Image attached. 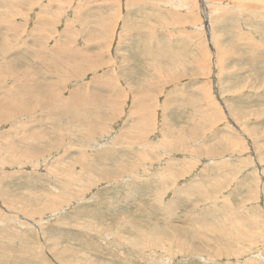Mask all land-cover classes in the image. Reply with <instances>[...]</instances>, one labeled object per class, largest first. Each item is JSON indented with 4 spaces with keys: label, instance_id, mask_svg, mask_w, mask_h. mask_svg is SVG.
Segmentation results:
<instances>
[{
    "label": "rangeland",
    "instance_id": "obj_1",
    "mask_svg": "<svg viewBox=\"0 0 264 264\" xmlns=\"http://www.w3.org/2000/svg\"><path fill=\"white\" fill-rule=\"evenodd\" d=\"M37 17L45 28L34 30ZM0 19L2 101L21 73L65 101L83 88L127 92L103 108L101 135L82 137L96 117L86 129L27 95L19 102L32 115L0 121V264H264V0H0ZM91 45L115 66L56 69L54 51L85 58ZM148 84L149 130L124 145L133 91ZM14 145L38 155L8 163ZM98 165L124 174L99 179ZM189 234L202 251L185 244ZM143 238L155 244L139 249Z\"/></svg>",
    "mask_w": 264,
    "mask_h": 264
},
{
    "label": "bare ground",
    "instance_id": "obj_2",
    "mask_svg": "<svg viewBox=\"0 0 264 264\" xmlns=\"http://www.w3.org/2000/svg\"><path fill=\"white\" fill-rule=\"evenodd\" d=\"M131 2V1H130ZM133 2V1H132ZM190 2V1H189ZM197 2V1H196ZM108 3V2H107ZM165 3V2H164ZM114 4V3H113ZM148 4V3H147ZM192 4V3H191ZM204 4V3H203ZM261 4V3H260ZM142 5V4H141ZM146 5V4H145ZM144 5V6H145ZM149 5V4H148ZM147 5V6H148ZM178 5V4H177ZM150 6H152V7H154V5L153 4H151ZM150 6H148V7H150ZM179 7V6H178ZM217 8V7H216ZM46 9V8H45ZM44 9V10H45ZM154 9V8H153ZM45 12V11H44ZM47 12V11H46ZM220 12H221V10H220ZM41 13V12H40ZM6 15H8V13L6 14ZM223 15V14H222ZM9 16V15H8ZM41 16V15H40ZM121 16V15H120ZM225 16V15H224ZM117 17V16H116ZM180 16H178V18H179ZM37 18H39V17H37ZM177 18V19H178ZM182 18V17H181ZM185 18V17H184ZM195 18V17H194ZM4 19V18H3ZM3 19H0V23H2L3 22ZM120 19V18H119ZM175 20V19H174ZM47 19H41V18H39V20H37L36 21V23H35V29L34 30H40V29H43V28H45V25H41V26H39L40 25V23L41 24H43V23H47ZM195 21V20H194ZM214 21V20H213ZM8 22V21H7ZM128 22V21H127ZM130 22V24L132 23L131 21H129ZM9 23V25L11 26L12 24H14L12 21H9L8 22ZM129 24V23H128ZM129 24V25H130ZM137 24V23H136ZM135 24V25H136ZM133 25V24H132ZM135 25H133V26H135ZM185 25V24H184ZM33 26V27H34ZM65 26H66V29L67 30H69V29H71V27H70V25L67 23V24H65ZM114 26V25H113ZM150 29V28H149ZM33 30V29H32ZM37 32V31H36ZM35 34V33H34ZM54 34V33H53ZM62 35L63 36H66V34H65V32L63 31V33H62ZM52 36V35H51ZM92 37V36H91ZM96 37V36H95ZM71 38V37H70ZM215 38V37H214ZM31 40L32 41H36L35 39H33V38H31ZM66 41L67 39L66 38H64V37H62L61 39H59V41ZM133 42H136V40H132ZM33 43V42H32ZM103 44V43H102ZM102 44H101V46H102ZM132 44V43H131ZM33 45H36L35 43H33ZM127 42H124V44L122 45V47H124V49L127 47ZM6 46L7 45H1V47H0V52H1V54H3L5 51H4V49H6ZM106 46V45H105ZM94 47H96V49L98 50V51H95V48ZM88 46L86 49H84V50H82L83 52H84V54H85V58H83V57H75V56H73V53L75 52V51H69V53H68V56H66V57H63V56H61V54L59 53V52H57V51H54L53 52V54H52V56H53V58H54V60H55V62H56V69L58 70L59 69V67H60V65L63 63V65H66V64H68L70 67H72V70L74 69V71H76V73H78V74H81V75H83L84 74V70L85 69H89V70H93V69H100V68H102V67H104V66H106L107 64H110V65H113V66H115V62H113V60H112V58H109V59H107V58H105V53L101 50L102 48H100L99 46ZM94 51L93 52V54L92 53H90L89 51ZM105 50V49H104ZM249 52V51H248ZM109 53V52H108ZM120 52L118 51V53H117V55L118 56H116L118 59H120V58H122V60L123 61H128L127 59H129L128 58V53H125V52H123V53H120ZM144 53H145V51H144ZM145 54H149L148 52L147 53H145ZM93 55V56H92ZM39 59H41V60H43V61H47V57L46 56H40L39 54H37L36 55ZM104 58H103V57ZM91 57H93V58H91ZM6 63V62H5ZM126 65V64H125ZM199 65V64H198ZM82 66V67H81ZM84 66V67H83ZM86 67V68H85ZM85 68V69H84ZM127 68V67H126ZM16 69H17V71L19 72V71H21L20 69H18V68H12V73L13 74H18V73H16L17 71H16ZM76 69V70H75ZM163 69V68H162ZM200 69V68H199ZM167 71V70H166ZM86 72V71H85ZM96 72H97V70H96ZM95 73V72H94ZM106 73V72H105ZM105 73H103V74H101V76H94L93 77V79H95L96 77H103V76H105ZM148 73V72H147ZM89 74V73H88ZM151 74V73H150ZM171 74V73H170ZM169 74V75H170ZM85 75V74H84ZM22 76V77H21ZM154 76V75H153ZM195 76V75H194ZM151 78V77H150ZM167 78H174V76H168ZM152 80H154V79H152ZM157 80V79H156ZM172 81V80H171ZM149 85V84H148ZM147 85V86H148ZM150 86H151V84L149 85V87L147 88V89H136V90H134L133 91V96H132V99H131V104H130V106H129V110H130V113H129V128L128 129H126V130H124L123 132H121V134L119 133V136H121V135H123L122 137H121V139H122V142L124 143V145L125 144H127V145H129V144H135V143H133V142H135V141H137V140H141V137H143L146 133H147V130H149V125H147L146 124V122L148 121V115H150L151 116V114H153L155 111H153L152 113H150V114H148L147 116L145 115V114H147L146 113V111L148 110V107H152V105L149 103L150 101H149V99L151 98V96H150V92H149V90H151L150 89ZM123 88H125V87H123ZM163 88V87H162ZM153 89H154V87H153ZM7 90H9V92H8V98L6 99L5 98V101L3 100H1L0 99V121H6V120H10L11 118L12 119H14V118H17L18 116H20V115H23L22 113H27L28 115L29 114H31L32 112H33V110L31 111V105L30 104H28L26 101L24 102V103H21V102H19L21 99H23V98H25V96L27 95L28 97H33L32 99H36L37 98V102H38V100H39V105L41 106V107H45L46 108V110L45 111H48V113H51V115H57L56 117L58 118V117H61V116H63L61 119H64V117H66V121H73V123H75V125H78V123H79V121L80 120H83V122H84V125H86V128L88 127V123H87V120H89V119H93V117L92 116H94V117H96L95 119V122H98L99 124H100V122L102 121V122H105V121H107L109 118L107 117V116H109V115H107L106 116V114H107V112H106V110H104L103 108V106H104V104H108L111 108H115L116 107V105L119 103L118 101V99H120L122 96V93H124V92H126V91H124L125 89H122V91H121V94H119V98H118V95L116 96V93L115 94H113V95H109V96H105L102 92H100V91H98V89H97V87H96V89H92L91 90V92H88L85 88H83V89H81L76 95L73 93L72 95H70L69 96V98H68V100L67 101H65L63 98H61V96L60 95H58V93L56 92L57 91V89H55V88H53V87H51V86H49V85H46V84H43V83H40V82H30L29 81V79H28V77L25 75V74H23V73H21L20 74V76H19V80H18V83L17 84H15V85H13V87H11V88H8L7 87ZM35 90L37 91L38 90V93L36 92L35 93ZM176 90V89H175ZM209 91V90H208ZM115 92V91H114ZM127 93V92H126ZM125 93V94H126ZM153 93V92H152ZM178 95V94H177ZM125 96V95H124ZM183 96V95H182ZM156 97V96H155ZM154 97V98H155ZM178 97H179V95H178ZM177 97V98H178ZM101 99H103L104 101L103 102H100V100ZM127 99V98H126ZM181 100V99H180ZM29 101V100H28ZM154 101V100H153ZM184 101V100H183ZM182 101V102H183ZM121 102H123V101H121ZM181 102V101H180ZM37 104V103H36ZM35 104V105H36ZM120 104V103H119ZM122 105V104H121ZM150 105V106H149ZM34 106V105H33ZM37 106V105H36ZM35 107V106H34ZM33 107V108H34ZM38 107V106H37ZM95 107H97L98 109H99V111L102 113V114H104L105 116H101V115H99L97 112H94V111H92L91 109H94ZM36 108V107H35ZM31 111V112H30ZM110 111V110H109ZM114 111V110H113ZM112 111V112H113ZM223 111V110H222ZM111 112V111H110ZM149 112V111H148ZM85 113H87V114H89V116H86L85 117ZM91 113V114H90ZM32 115V114H31ZM24 118V117H23ZM198 118V117H197ZM233 118V117H232ZM200 119H203L202 117L200 118ZM209 120L210 122L212 121L211 120V116H208L206 119H205V121L206 120ZM182 120V119H181ZM3 121V122H4ZM19 121L20 122H23V123H21L20 125H27V123H28V121L29 120H17L16 119V122L17 123H19ZM31 121V120H30ZM65 121V122H66ZM13 122V121H12ZM139 122V123H138ZM185 122V121H184ZM52 124V123H51ZM65 126L64 127H66L67 126V123L66 124H64ZM101 125V126H100ZM99 125V130L98 129H96V126L97 125H95V128L92 130V128L93 127H91V126H89V130H88V134L89 135H84V136H82L83 138H85V137H87V136H91V134L94 132V131H97L98 132V134H102V133H104L105 132V128H104V123L103 124H100ZM51 126H53V125H51ZM69 126V125H68ZM71 126V125H70ZM151 127V126H150ZM171 127V126H170ZM58 128V127H57ZM69 128V127H68ZM52 131V130H51ZM66 131V130H65ZM73 131V130H72ZM174 131H177V130H174ZM53 132V131H52ZM51 132V133H52ZM91 134H90V133ZM53 134V133H52ZM60 134V133H59ZM62 134V133H61ZM60 134V135H61ZM23 135H25L24 133H23ZM71 135V134H70ZM57 136V135H56ZM78 136V135H77ZM92 136H94V135H92ZM23 137H26V135L25 136H23ZM51 138V137H50ZM59 138V137H58ZM57 138V139H58ZM120 138V137H119ZM175 138H177L175 135H174V138L173 139H175ZM27 139V138H26ZM90 139V138H89ZM126 139H133L132 140V142H125L126 141ZM29 140V139H28ZM52 140V139H51ZM54 140V139H53ZM52 140V141H53ZM63 141V140H62ZM146 142V141H145ZM10 143V142H9ZM65 143V142H64ZM137 143V142H136ZM171 143H172V145H173V142H171V140H170V144H169V146L171 145ZM176 143V142H175ZM57 141H53L52 142V145H51V147L52 146H54L55 147V149L57 148L56 146H57ZM140 143H138V145H139ZM10 145V144H9ZM15 147H13V146H10L9 148H6V152H5V154H7L8 155V158H10L9 159V161L10 162H8V158H7V160H6V162H8V163H12L11 161H13L14 159H17V161L19 162L20 161V163H21V161H22V159H24V158H28V156H36V155H38V154H35V153H33L32 154V152L31 151H35V150H33V149H35L34 147H32V148H30V149H32V150H25V151H22V153H20L21 151H19V149L16 147V145H14ZM63 146V145H62ZM67 146V145H66ZM214 146V145H213ZM3 148H1V150H2ZM66 149H68V148H66ZM50 150V149H49ZM59 150H60V148H59ZM75 150V149H74ZM124 151H126V150H124ZM1 152V151H0ZM17 152H19V154L21 155H16L15 153H17ZM80 152H82V150L80 151ZM41 154H42V151L40 152ZM31 154V155H30ZM106 155V154H105ZM108 155V154H107ZM147 155V154H146ZM0 156H1V154H0ZM83 158H84V155H81ZM123 156H124V154H123ZM140 155H138V156H136V157H139ZM5 157V156H4ZM19 157H21L20 159H19ZM69 158V157H68ZM65 159H66V157H65ZM71 159V158H70ZM69 159V160H70ZM84 159H87V157H85ZM89 159V158H88ZM106 159V158H105ZM187 159H189V158H187ZM1 161H3V158H1L0 159ZM85 161V160H84ZM83 161V162H84ZM28 162V161H27ZM30 162V161H29ZM75 162L77 163V161L75 160ZM82 162V161H81ZM82 162V163H83ZM88 162V161H87ZM116 162V161H115ZM192 162V161H191ZM90 163V162H89ZM29 164V163H28ZM33 164V163H32ZM86 164V163H85ZM190 162H186L185 163V165H188V166H190ZM193 164V163H192ZM24 165V164H23ZM26 165V164H25ZM63 165V164H62ZM93 165V164H92ZM27 166V165H26ZM33 166V165H32ZM87 167H88V165H86ZM132 166V165H131ZM123 167V166H122ZM127 167V166H126ZM27 168H29V167H27ZM130 168V167H129ZM91 169H93V170H96V169H99L100 170V172H98L100 175H101V177L99 178V179H101V178H108V177H110V178H112L113 179V177H115L116 175V177H118L120 174H124V172L122 171V170H119L117 173H111L110 172V170L109 169H106V168H102V167H100V165H98V166H96V167H91ZM114 169V168H113ZM112 169V170H113ZM127 169V168H126ZM183 170V169H182ZM83 171H85V170H83ZM125 171V170H124ZM94 172V171H93ZM122 174V175H123ZM72 175V174H71ZM93 175V174H92ZM85 176V175H84ZM79 177V176H78ZM74 178V177H73ZM76 178V177H75ZM98 178H97V180H99ZM110 180V179H109ZM118 182V181H117ZM52 187V186H51ZM46 191V190H45ZM55 194V193H54ZM13 200V199H12ZM56 202V201H55ZM150 205V204H149ZM157 206V205H156ZM158 206H160L159 204H158ZM173 206H176V205H173ZM173 206H171V207H173ZM49 208V207H48ZM160 208V207H159ZM25 210V212H27V211H29L30 209H24ZM40 210H42L41 209V207L40 208H37V209H34L33 210V212H37V211H40ZM165 210V209H164ZM175 212V211H174ZM170 215V214H169ZM172 216V215H171ZM201 218H195L194 219V222L195 223H197V224H201L203 221L202 220H200ZM167 221H170V220H167ZM232 224V227L231 228H234L235 229V231L238 233V235H241V233L243 234V235H245V232H244V230H243V228H241V227H243V225H241V224H239L237 221L236 222H234V224H233V222L231 223ZM138 225V224H137ZM211 225V224H210ZM213 225V224H212ZM146 226H147V224H146ZM172 226V225H171ZM201 226V225H200ZM138 227H140L139 225H138ZM199 227V226H198ZM247 227V226H246ZM147 228H148V226H147ZM183 228V227H182ZM185 230V229H184ZM225 230H227V228L225 229ZM248 230V229H247ZM161 231H164V234L163 233H161V234H163V236L165 235H169L170 236V234H168L167 233V230H165L164 228H163V230H161ZM173 231L176 233L175 235L177 236V237H181L182 235V230H181V226L180 227H178V226H176V224L173 226ZM188 231V230H187ZM219 231V230H218ZM189 232V231H188ZM215 232V231H214ZM222 232V231H221ZM220 232V233H221ZM230 233V232H229ZM188 234V233H187ZM191 234V233H190ZM189 234V236H187V238H186V243L185 244H187V246H189V247H192L194 250H197V251H202L201 250V248H200V246L197 244V243H195V241L192 239L193 237H191L192 235H190ZM193 234V233H192ZM198 235V234H197ZM200 235V234H199ZM242 236V235H241ZM240 236V237H241ZM174 237V236H173ZM184 238V237H183ZM110 239V238H109ZM146 239V240H145ZM182 239V238H181ZM172 239L171 238H168V241H170V243H171V245L170 246H172V241H171ZM184 240H185V238H184ZM135 241V240H134ZM145 242H146V244H145ZM150 242H152V243H154L155 244V241L153 240V239H151V238H148V240H147V238H143V239H141V241H139V243H140V247H139V249H145L147 246H148V244L150 243ZM167 242V241H166ZM162 243H163V248H166V246H164V242L162 241ZM169 244V243H168ZM132 245H134V244H132ZM176 245H177V243H176ZM135 246V245H134ZM139 246V245H138ZM152 246V245H151ZM134 248H136V247H134ZM185 248V247H184ZM187 248V247H186ZM168 249V248H167ZM188 249V248H187ZM182 251H185L184 249H181ZM243 250V249H242ZM140 253V252H139ZM152 255V254H151ZM184 256V255H183ZM118 257V256H117ZM117 259V258H116ZM136 261V260H135Z\"/></svg>",
    "mask_w": 264,
    "mask_h": 264
},
{
    "label": "crops",
    "instance_id": "obj_3",
    "mask_svg": "<svg viewBox=\"0 0 264 264\" xmlns=\"http://www.w3.org/2000/svg\"><path fill=\"white\" fill-rule=\"evenodd\" d=\"M81 89H78L77 91H75L74 92V94L76 95L79 91H80ZM118 90V89H117ZM103 91V90H102ZM115 91V90H114ZM114 91H113V93H114ZM105 96H109V95H113V93L111 92V91H109V90H106V91H103L102 92ZM104 100L103 99H101L100 100V102H103ZM119 106V103L116 105V107H118ZM103 107H107L108 109H113V108H111L108 104H104V106ZM90 121L92 120V119H89ZM150 119H149V116H148V121H149ZM88 121V120H87ZM148 121L146 122V124L147 125H149V123H148ZM89 124V123H88ZM98 124V122H95L94 121V125H97ZM85 126V128H86V125H84ZM91 126V125H90ZM91 127H93V126H91ZM87 129V128H86Z\"/></svg>",
    "mask_w": 264,
    "mask_h": 264
}]
</instances>
